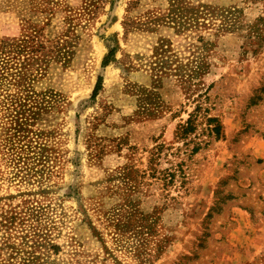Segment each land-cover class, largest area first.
Listing matches in <instances>:
<instances>
[{
    "label": "rangeland",
    "instance_id": "1",
    "mask_svg": "<svg viewBox=\"0 0 264 264\" xmlns=\"http://www.w3.org/2000/svg\"><path fill=\"white\" fill-rule=\"evenodd\" d=\"M0 264H264V0H0Z\"/></svg>",
    "mask_w": 264,
    "mask_h": 264
},
{
    "label": "trees",
    "instance_id": "2",
    "mask_svg": "<svg viewBox=\"0 0 264 264\" xmlns=\"http://www.w3.org/2000/svg\"><path fill=\"white\" fill-rule=\"evenodd\" d=\"M108 58L105 59L104 62H107ZM192 116L190 115V117L186 120L185 125L181 126L182 130L184 131V133H189L191 131H193L194 126H193V119L191 118ZM206 124L208 127L210 128V132L214 133L216 136L219 135L220 132V128L221 125L218 122L217 118L215 117H206ZM197 147L193 148V150H195Z\"/></svg>",
    "mask_w": 264,
    "mask_h": 264
}]
</instances>
